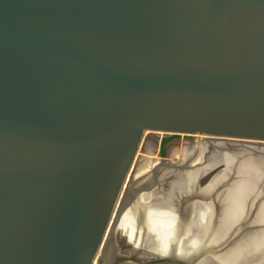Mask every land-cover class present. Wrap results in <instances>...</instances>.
I'll return each mask as SVG.
<instances>
[{
    "label": "water",
    "instance_id": "obj_1",
    "mask_svg": "<svg viewBox=\"0 0 264 264\" xmlns=\"http://www.w3.org/2000/svg\"><path fill=\"white\" fill-rule=\"evenodd\" d=\"M182 135L264 142V0H0V264H196L116 240Z\"/></svg>",
    "mask_w": 264,
    "mask_h": 264
},
{
    "label": "bare ground",
    "instance_id": "obj_2",
    "mask_svg": "<svg viewBox=\"0 0 264 264\" xmlns=\"http://www.w3.org/2000/svg\"><path fill=\"white\" fill-rule=\"evenodd\" d=\"M182 137H185L182 135ZM195 146L202 148V145L207 146L202 142L205 136H197ZM209 138V137H208ZM148 139V138H147ZM223 139L218 137H210L209 140ZM225 140V139H223ZM227 140V139H226ZM243 143H264L253 140H232ZM159 142L155 147L146 141L143 148L138 151L136 159L137 164L131 178L128 180V189H134L144 184H152L154 179V173H158L159 166L161 165L160 157L158 158H145L142 157V152L157 155L159 152ZM212 144L211 141H207ZM179 143V144H178ZM202 144V145H201ZM245 147L246 144H243ZM181 142H172L168 149L167 159L170 162H166V166L160 168L158 174V180L155 186L147 188L146 191L141 192L134 200V202L124 211L116 229V240L119 245H126L129 248L124 252L127 257L130 256L133 259H148L154 257L168 256L172 252H176L179 256L191 259L198 254H201L205 248L207 253L215 250L220 245L218 238L223 239V231L228 226V223L239 219L243 213L242 200L239 199V193L243 188V182L239 181L231 185L228 190H222L220 184L226 177L224 174L213 170L215 164H210L204 168H194L190 160L178 161V152L181 150ZM249 148V147H248ZM243 148L242 151L246 152L247 149ZM142 157L139 160L138 158ZM192 162V163H191ZM180 163V164H179ZM183 163L188 166H184L186 171L177 170L178 166L182 167ZM175 168V169H174ZM162 169V170H161ZM214 171V172H213ZM245 181V179H241ZM165 183V185H162ZM167 188V191H166ZM215 191V192H214ZM237 191V192H236ZM251 191V189L249 190ZM162 193H166L162 195ZM248 194V192H247ZM262 192L256 193L255 197H259ZM184 199H187V205L185 210L193 209L192 219L190 224L187 223V227L191 232L188 236L187 233L182 237L176 236L181 241V246L173 243V238L177 235L178 223L182 216L178 212V203ZM217 201L224 205L223 214L218 222L219 224L214 230L217 222L213 221V206ZM262 204V203H260ZM259 204V205H260ZM260 207L257 206L255 210ZM215 209V208H214ZM260 209V210H259ZM183 210V209H182ZM184 210L182 211V213ZM255 223L261 225L264 224V205L256 210ZM186 220V217L185 219ZM188 220V218H187ZM212 221L214 223H212ZM192 223V225H191ZM215 225V226H214ZM211 226V227H210ZM214 226V227H213ZM187 228V231H188ZM211 229L210 233H208ZM214 230V232H213ZM220 232L217 234V232ZM206 232V235H205ZM261 238L255 240V247L252 249V253L249 255V249L240 245H233L226 252L221 253L222 256L208 255V257L201 256L196 264H204L206 258H212L217 261L218 259H228L232 261L236 259H242L245 261L246 256L256 254V264H260L261 260L264 261V232H262ZM221 236V237H219ZM248 250V251H246ZM228 260H223L225 264H229ZM227 261V262H225ZM217 263V262H216ZM222 263V262H220ZM232 263V262H231Z\"/></svg>",
    "mask_w": 264,
    "mask_h": 264
},
{
    "label": "rangeland",
    "instance_id": "obj_3",
    "mask_svg": "<svg viewBox=\"0 0 264 264\" xmlns=\"http://www.w3.org/2000/svg\"><path fill=\"white\" fill-rule=\"evenodd\" d=\"M197 138V136H193L191 138L181 136L180 138L175 140V143L181 142L182 146V152H178L177 155L178 161L183 162L185 160L191 159L190 161L193 162H191V165L194 167L191 169H195V167L204 168L212 163L215 164L213 170L216 171L218 168L220 171L219 173L224 174V177H226V179H224L223 182L220 184V187H225L224 189H222L225 191L228 190V188H230L231 185L235 184L236 182H243V188L241 189V191H243L239 193L240 196L238 197L240 200H242L241 205L244 209L239 219H236L235 221L230 220L228 226H226V231H223V239L221 238L220 240V238H218L217 242L220 241V245L218 246V248L210 251V254L207 253L208 250L205 248V250L201 252V255L203 257L204 255L205 257H208V255H213V257H215L216 255L222 256L221 253L226 252L235 244L240 245L242 247H247L248 249L250 248V251L248 252L250 255V253H252V249L255 247V240H259L261 238V235H263L262 232H264V224L261 225L259 223H255V216L257 213L256 210L264 205V143H243L246 144V146L249 147L248 148L245 147L243 144L241 145L242 142L238 143L236 141H232L233 139L209 140L210 137H204L202 142H204V144H206L207 146L201 144L202 148H198L195 146ZM207 141H211L212 144H209ZM243 148L247 149L246 152L242 151ZM141 156L151 159L159 157L158 154L153 155L146 152H142ZM142 157L138 158V164L139 160ZM166 162L169 163L170 159L166 160ZM183 164L185 165H183L182 167L178 166L177 170L186 171L187 169H190L184 167L188 166L186 165V163ZM159 172H161L160 169L158 170V173ZM241 179H245V181H241ZM162 185H165V183H162ZM250 189L251 191H249ZM261 192L263 193L261 194V196L259 195V197H255L256 193L260 194ZM165 194L166 193H162V195ZM186 200L187 199H184L181 202L179 200L178 203V212L182 216V218L180 219V222L178 223V228L176 229L177 235H175V237L173 238V243L176 245L181 244V241L179 242V239L176 236L183 237L185 233H187V236L191 233V230L189 231V228L187 227V223L189 222L188 224H190L193 209L190 207V209L185 210L184 204L185 206L187 205ZM257 206L260 207L255 210ZM223 207L224 205L222 203H219L218 201L216 205L213 206L212 219L213 221L217 222L215 224L216 226H213L214 230L219 224L218 222L222 217ZM182 209L184 210L183 213ZM185 217L186 220H183L185 219ZM213 221L212 223H214ZM210 231L211 229H209L208 233H210ZM218 233L220 232L218 231L217 234ZM255 256L256 254L246 256L247 259L245 261H241L242 259H236L234 261L231 260L232 263L228 259L220 258L215 261L212 258H206L204 264H225L223 260H228L229 264H256L258 261ZM260 262V264H264V261L261 260Z\"/></svg>",
    "mask_w": 264,
    "mask_h": 264
}]
</instances>
